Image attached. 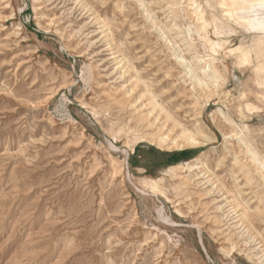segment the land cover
<instances>
[{"label": "rangeland", "instance_id": "rangeland-1", "mask_svg": "<svg viewBox=\"0 0 264 264\" xmlns=\"http://www.w3.org/2000/svg\"><path fill=\"white\" fill-rule=\"evenodd\" d=\"M224 7L0 0V264H264V31Z\"/></svg>", "mask_w": 264, "mask_h": 264}, {"label": "bare ground", "instance_id": "bare-ground-1", "mask_svg": "<svg viewBox=\"0 0 264 264\" xmlns=\"http://www.w3.org/2000/svg\"><path fill=\"white\" fill-rule=\"evenodd\" d=\"M196 2H194L195 4ZM222 4L225 6L224 9L226 11V14L229 16L230 19H234L235 22L239 24L246 23L249 28H256L264 31V0H222ZM223 7V6H222ZM195 12V11H194ZM200 16V15H199ZM215 18V17H214ZM217 18V17H216ZM217 20V19H216ZM215 20V22H216ZM220 20V19H219ZM206 23V21H205ZM223 23V22H222ZM202 25V24H201ZM207 25V24H205ZM218 25V24H217ZM221 25V23H220ZM225 25V24H224ZM189 28V25H188ZM203 28V27H202ZM223 28V26H222ZM228 29V28H227ZM192 30V29H191ZM218 30V29H216ZM224 30V29H223ZM221 31V29H220ZM263 37V36H262ZM193 38V37H192ZM210 40V39H207ZM213 40V39H212ZM211 40V41H212ZM263 39L260 38L255 44L254 47L259 49L263 44ZM176 43V42H175ZM253 43V42H252ZM211 44V43H210ZM250 44V43H249ZM215 45V44H214ZM212 46V45H211ZM252 46V45H251ZM213 47V46H212ZM217 47V46H216ZM253 47V48H254ZM214 48V47H213ZM252 48V49H253ZM251 50V48H250ZM213 51V49H212ZM232 51L239 52L244 59L249 57V49H244L242 45H238L233 48ZM260 51V50H259ZM216 53V52H215ZM203 54V53H202ZM261 54V53H259ZM251 55V54H250ZM197 58V57H196ZM242 58V57H241ZM243 59V58H242ZM214 60V59H213ZM247 60V59H246ZM200 63H205V67L202 69V72L205 74H208L211 78L216 77L217 79V73L216 70L206 61L202 58H199ZM181 65L184 66L185 69H188L192 71V69L189 66V62L181 56ZM208 64V65H207ZM263 67V66H262ZM260 69V68H257ZM264 71V68H263ZM192 77H196L194 72L192 71ZM198 74V73H197ZM211 74V75H210ZM199 78V77H198ZM201 78V77H200ZM202 79V78H201ZM214 79V78H213ZM203 80V79H202ZM187 81V80H186ZM216 83V82H215ZM198 85V84H197ZM209 86V85H208ZM203 88V87H202ZM211 88V87H210ZM151 93V92H150ZM154 95V94H153ZM155 96V95H154ZM156 98V97H155ZM158 104V103H157ZM163 109V108H162ZM218 111V110H217ZM224 112V111H223ZM222 113V112H221ZM226 113V112H225ZM227 115V114H226ZM236 122V121H235ZM239 128H241L239 126ZM241 141L244 142V140L241 138ZM200 143L199 139H196L194 136H190L188 139H186L185 143H181L179 148H183L182 146L185 144L190 145H198ZM251 148V147H250ZM204 152L200 153L202 155ZM198 159V158H197ZM194 160L187 161L183 164H177L173 165L171 167H175L178 165H183L184 167H187L190 171H194L196 168L199 167V164L197 162L193 163ZM206 166V165H205ZM170 173V172H169ZM226 205V204H225ZM221 208V207H220ZM223 208V207H222ZM229 211V210H228ZM170 219V218H169Z\"/></svg>", "mask_w": 264, "mask_h": 264}, {"label": "trees", "instance_id": "trees-1", "mask_svg": "<svg viewBox=\"0 0 264 264\" xmlns=\"http://www.w3.org/2000/svg\"><path fill=\"white\" fill-rule=\"evenodd\" d=\"M137 151L140 150L139 147L136 148ZM151 152H155V150L153 148H150ZM160 154H168L167 158L164 160L161 159V161H153V164L154 165H157V164H164L166 166L168 165H171L172 163H175L177 161L180 160V157H182L183 154H185L186 151H174V152H165V151H158Z\"/></svg>", "mask_w": 264, "mask_h": 264}]
</instances>
